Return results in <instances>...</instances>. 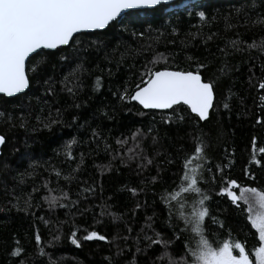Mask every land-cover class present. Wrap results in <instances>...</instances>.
I'll return each mask as SVG.
<instances>
[{
  "label": "trees",
  "instance_id": "1",
  "mask_svg": "<svg viewBox=\"0 0 264 264\" xmlns=\"http://www.w3.org/2000/svg\"><path fill=\"white\" fill-rule=\"evenodd\" d=\"M182 1L37 51L0 95V264H193L205 196V234L257 264L249 202L226 193L264 191V0ZM159 69L211 83L206 120L131 101Z\"/></svg>",
  "mask_w": 264,
  "mask_h": 264
},
{
  "label": "snow or ice",
  "instance_id": "2",
  "mask_svg": "<svg viewBox=\"0 0 264 264\" xmlns=\"http://www.w3.org/2000/svg\"><path fill=\"white\" fill-rule=\"evenodd\" d=\"M165 0H0V93L9 97L28 87L25 62L30 54L40 49H56L68 45L74 34L86 30L103 29L115 21L126 9L151 8ZM264 88V83L259 85ZM213 88L202 82L199 74L179 71L157 72L147 87L137 91L133 99L145 108L168 109L184 103L200 119H207L213 105ZM4 143L0 137V144ZM195 151L199 152L197 148ZM264 151V149H261ZM195 188L197 179L185 177ZM236 188L235 182L231 185ZM199 191L198 189H196ZM233 201L256 202L251 223L264 242V191L243 189L239 195L232 190L226 193ZM207 196L199 201L200 210L194 213L195 231L208 216ZM88 240L104 239L95 232ZM74 244L76 239L72 240ZM79 246V245H77ZM239 250V257L233 254ZM196 255V253H192ZM258 264H264V246L255 253ZM197 259L204 264H252L240 243H224L218 250L201 252Z\"/></svg>",
  "mask_w": 264,
  "mask_h": 264
},
{
  "label": "water",
  "instance_id": "3",
  "mask_svg": "<svg viewBox=\"0 0 264 264\" xmlns=\"http://www.w3.org/2000/svg\"><path fill=\"white\" fill-rule=\"evenodd\" d=\"M173 1H175V0H165V2L162 3V4H168V3H171V2H173ZM157 6H158V5H157ZM151 8H153V7H151ZM143 9H149V8H141V9H126L123 13H121V15H123L125 12L130 11V10H143ZM118 18H119V17H118ZM110 23H111V22H110ZM106 27H107V26H106ZM106 27H105V28H106ZM105 28H103V29H105ZM103 29L86 30V31H82V32H92V31L103 30ZM82 32H80V33H82ZM76 34H79V33H76ZM76 34H74V35H76ZM62 46H66V45H62ZM60 47H61V46H60ZM40 50H47V51H50V50H55V49H40ZM38 51H39V50H38ZM33 54H35V53L30 54V56H32ZM30 56H29V58H30ZM29 58H28V59H29ZM27 61H28V60H26V62H25V73H26V64H27ZM164 71H171V72L179 71V72H183V73L191 72V73H193V74H199V75L201 76V74L198 73V72H196V71H183V70H176V69H159V70L154 71V72L152 73V75H151L150 78L144 83V85H142L141 87L137 88V89L131 94V96H130L131 101H133L134 103L138 104V105H139L140 107H142L144 110H159V111H161V110H168V109H170V108H168V109H152V108H145V107H144L143 105H141L138 101H136L135 99H133V97H134V95L136 94L137 91L141 90V89L144 88V87H147L148 82H149L151 79L154 78L155 73H157V72H164ZM26 77H27V73H26ZM27 79H28V77H27ZM201 80H202V82L209 83V82L204 81V80L202 79V76H201ZM209 84L211 85V83H209ZM28 85H29V83H28ZM27 88H28V87H27ZM27 88H26L24 91L17 93L16 95H19V94L25 92V91L27 90ZM0 95H4L5 97H9V96H7V95H5V94H2V93H0ZM16 95H14V96H16ZM11 97H13V96H11ZM213 97H214V91H213ZM213 101H214V98H213ZM180 104L185 105V106L189 109V111H190L192 114L196 115V116L200 119V117H199L196 113L192 112L191 107H190L189 105H186V104H184V103H180ZM177 105H178V104H177ZM173 106H175V105H173ZM211 108H212V107H211ZM211 108H210V110H211ZM210 110H209V112H210ZM208 116H209V114H208ZM207 118H208V117H207ZM200 120H201V121H204V120H206V119H203V120L200 119ZM0 137H2V136L0 135ZM3 139H4V138H3ZM2 145H3V143L0 144V154H1V147H2Z\"/></svg>",
  "mask_w": 264,
  "mask_h": 264
},
{
  "label": "clouds",
  "instance_id": "4",
  "mask_svg": "<svg viewBox=\"0 0 264 264\" xmlns=\"http://www.w3.org/2000/svg\"><path fill=\"white\" fill-rule=\"evenodd\" d=\"M208 249L218 250L210 238L205 234L203 224H201L200 231L197 232L196 238L193 241V253H196V255L193 256V264H204L203 260L197 259V256H199L201 252H206Z\"/></svg>",
  "mask_w": 264,
  "mask_h": 264
},
{
  "label": "rangeland",
  "instance_id": "5",
  "mask_svg": "<svg viewBox=\"0 0 264 264\" xmlns=\"http://www.w3.org/2000/svg\"><path fill=\"white\" fill-rule=\"evenodd\" d=\"M190 1H193V0H183L182 2H180L178 5H176V6H178V7H182V6H184L185 4H187L188 2H190ZM249 214H250V217H251V219H252V216H253V214H254V212L256 211V208H257V206H256V202L254 201V200H250L249 201ZM261 246H264V242H261V244H260V246L258 247V249L256 250V252L259 250V248L261 247ZM219 249V248H218ZM255 252V253H256ZM255 259H256V262H257V264H258V261H257V258H256V255H255Z\"/></svg>",
  "mask_w": 264,
  "mask_h": 264
}]
</instances>
